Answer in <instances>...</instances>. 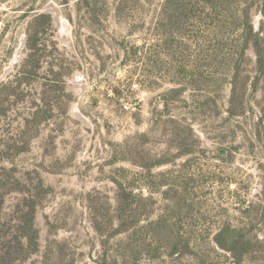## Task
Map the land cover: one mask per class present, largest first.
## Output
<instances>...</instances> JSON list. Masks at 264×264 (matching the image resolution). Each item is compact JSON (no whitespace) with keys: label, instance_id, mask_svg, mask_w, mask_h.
<instances>
[{"label":"rangeland","instance_id":"rangeland-1","mask_svg":"<svg viewBox=\"0 0 264 264\" xmlns=\"http://www.w3.org/2000/svg\"><path fill=\"white\" fill-rule=\"evenodd\" d=\"M240 2L264 39L262 1ZM161 3L0 0V85L18 78L28 53L41 58L0 122V140L2 130L17 133L30 102L48 111L13 161L16 178L28 173L29 187L41 180L45 190L38 251L24 264H264V80L250 85L255 55L248 50V87L232 107L228 85L210 91L204 113L189 91L164 106L170 86L143 73ZM114 180L134 196L121 233Z\"/></svg>","mask_w":264,"mask_h":264},{"label":"trees","instance_id":"trees-1","mask_svg":"<svg viewBox=\"0 0 264 264\" xmlns=\"http://www.w3.org/2000/svg\"><path fill=\"white\" fill-rule=\"evenodd\" d=\"M261 1L260 13L264 16V0ZM161 2L155 28L157 40L145 50L146 70L143 73L151 74L154 71L158 73L160 80L170 86L160 94L164 106L182 100L183 95L189 91L192 101L198 103V111L204 113L208 109L206 103L210 100L214 102L210 98L211 92L219 95L223 86L228 85L232 107L233 102L242 97L241 91H246L248 87L242 71L244 64L250 63L248 50H252L255 55L254 66L257 73L254 83L251 82L250 85L255 86L260 77L264 80L262 28L260 31L254 30L250 5L241 4L240 0ZM40 19L50 22V18L45 15L36 17V21ZM31 42L28 38V49ZM137 53L134 50L133 55L138 57ZM40 59V56L35 59L34 54L28 53L20 73L18 72V78L0 85V122L10 110L17 108L20 99L18 87L22 81L34 77L29 68L38 66ZM10 97L17 101L13 102ZM234 109L230 108L229 113H236ZM29 112L28 116L20 119L16 134L8 136V130H2L7 136L0 140V264H24L27 258L38 251L35 215L44 199L43 183L38 180L30 188L29 174L23 175L24 180L16 178L13 164L15 157L29 151L31 142L38 136V128L48 118L44 102H30ZM4 161H8L11 166H2ZM114 184L115 208L119 217L115 232L121 233L128 230V219L121 217L132 204L129 199L132 194H128L118 181L114 180ZM12 195H17V199L7 208V198ZM137 196L140 197L139 194ZM137 205L131 211L133 219H138L140 215L139 209L142 206ZM220 248L223 249L221 245Z\"/></svg>","mask_w":264,"mask_h":264}]
</instances>
